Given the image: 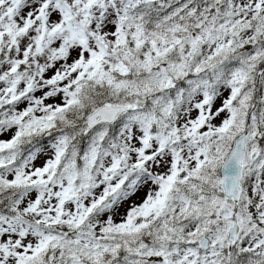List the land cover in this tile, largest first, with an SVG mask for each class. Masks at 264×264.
Instances as JSON below:
<instances>
[{
    "label": "snow or ice",
    "instance_id": "6c2138e0",
    "mask_svg": "<svg viewBox=\"0 0 264 264\" xmlns=\"http://www.w3.org/2000/svg\"><path fill=\"white\" fill-rule=\"evenodd\" d=\"M0 264H264V0H0Z\"/></svg>",
    "mask_w": 264,
    "mask_h": 264
}]
</instances>
